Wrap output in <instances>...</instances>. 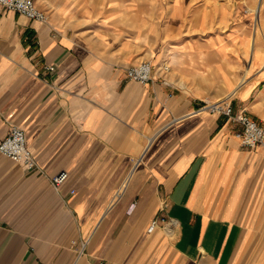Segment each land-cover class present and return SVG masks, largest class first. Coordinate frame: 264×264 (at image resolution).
Here are the masks:
<instances>
[{"label": "crops", "instance_id": "crops-1", "mask_svg": "<svg viewBox=\"0 0 264 264\" xmlns=\"http://www.w3.org/2000/svg\"><path fill=\"white\" fill-rule=\"evenodd\" d=\"M35 1L46 21L0 6V139L21 126L37 163L0 152V264H264V149L202 107L264 124L245 0Z\"/></svg>", "mask_w": 264, "mask_h": 264}, {"label": "built area", "instance_id": "built-area-1", "mask_svg": "<svg viewBox=\"0 0 264 264\" xmlns=\"http://www.w3.org/2000/svg\"><path fill=\"white\" fill-rule=\"evenodd\" d=\"M0 6L14 10L26 17L39 21L48 19V12L38 6L35 0H0ZM164 69L168 68L163 64ZM53 69V65H47ZM126 78L140 83L149 81L153 76V64L150 59H142L131 63L125 68ZM210 112L223 114L232 122L240 125L237 132L239 142L242 146L253 148L260 145L264 149V124L258 122L243 110H234L230 96H224L211 102H204L202 105ZM0 152L18 161L25 168H32L37 165L34 152L26 142L25 130L16 124L10 126L6 135L0 139ZM65 169H60L54 173L50 182L54 188L66 177ZM158 223V217L154 216L149 221L146 230L151 232Z\"/></svg>", "mask_w": 264, "mask_h": 264}, {"label": "rangeland", "instance_id": "rangeland-1", "mask_svg": "<svg viewBox=\"0 0 264 264\" xmlns=\"http://www.w3.org/2000/svg\"><path fill=\"white\" fill-rule=\"evenodd\" d=\"M210 1L215 2V3H226L227 5H229V4L232 5L236 0H210ZM238 1H242V0H238ZM245 2H246V5H247L248 12H250L252 15H254V22H255V26H256V31L258 32L259 30H261V31L264 32V5H262L264 0H261V5L262 6L260 8V17H259V19H257V16L253 12L252 7L254 5L255 6H259L260 0H252V1L245 0ZM104 6H106L105 3H104ZM89 14L91 15L92 13L90 12ZM146 59H150V58H146ZM151 62H152V60H151Z\"/></svg>", "mask_w": 264, "mask_h": 264}]
</instances>
